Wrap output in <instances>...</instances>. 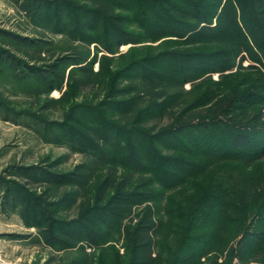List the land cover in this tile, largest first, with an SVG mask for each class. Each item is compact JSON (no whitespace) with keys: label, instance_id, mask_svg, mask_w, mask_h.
Wrapping results in <instances>:
<instances>
[{"label":"rangeland","instance_id":"rangeland-1","mask_svg":"<svg viewBox=\"0 0 264 264\" xmlns=\"http://www.w3.org/2000/svg\"><path fill=\"white\" fill-rule=\"evenodd\" d=\"M172 2L160 7L182 20ZM113 6L0 0V264H264V154L232 144L237 129L264 134V62L242 51L221 68L207 53L225 40L152 39L140 20L158 17L140 0ZM98 19L140 37L113 53L77 37ZM138 60L141 70L125 68ZM182 63L195 69L180 85L151 75ZM192 239L197 259L177 261Z\"/></svg>","mask_w":264,"mask_h":264},{"label":"trees","instance_id":"trees-1","mask_svg":"<svg viewBox=\"0 0 264 264\" xmlns=\"http://www.w3.org/2000/svg\"><path fill=\"white\" fill-rule=\"evenodd\" d=\"M127 0H107V3L109 5H119V2H126ZM131 1V0H130ZM174 0H140V2L146 6V10L152 11L155 13L156 17H158V21L152 22L151 20L146 19L142 15V13H138L137 10L135 11V14L142 15L141 22L144 23V27L146 24L147 29H145L147 36H149L152 39H156L158 37H161L162 35H183L186 32H189L190 30H196V32H199V37H206L210 39L211 41H223L227 43V45L222 47H217L215 49H212L210 53L207 54L210 55H219L222 58H220V65L219 67H227L232 65V62L234 61L235 57L240 55L242 51L248 52L252 59L259 60L260 62H264V0H178L180 1V4L183 5V8L181 7L180 14H182V20L181 18H175L169 15L163 7H160L161 5L170 4L173 7L176 4H173ZM171 2V3H170ZM113 6V7H114ZM177 6V5H176ZM175 9H178L177 7H174ZM220 9L219 13L216 14V11ZM147 17V16H146ZM104 18V17H102ZM213 18H215V21H213ZM97 20V17L95 18ZM98 21H96L97 24H94V26H88L86 29H91L97 31L95 34L91 35L86 33L84 29L76 30V34L78 35L80 39L85 40L87 43H98L102 49L113 53L116 51L119 44L126 41H134L136 36L139 38V34L136 33L134 35H130L128 33H125L124 30H121L117 27H107L105 25L98 27L99 24ZM180 21V22H179ZM176 24V25H175ZM167 27H165V26ZM84 26H82L83 28ZM148 30V31H147ZM163 31V33H161ZM196 36V37H197ZM201 39V38H200ZM176 54V52H167V54ZM88 55V52H86V56ZM86 56L83 58L81 57L78 59V62H82L86 59ZM96 58V55L92 57V60L94 61ZM243 58V56H242ZM143 62L146 59H141ZM215 60V59H214ZM140 60L131 62L125 66V68H132L133 66L135 69H140V65H137V63L142 62ZM219 61V60H218ZM215 62V61H214ZM217 63V62H216ZM138 67H137V66ZM221 67V68H222ZM211 68H217V67H211ZM195 68L191 67L190 63H185V65L182 63L181 67L177 65H174V67L170 69H164L160 74H153L158 77L157 81L162 80L165 82V80H168L170 83H175L177 85H180L183 80L190 78V72H192ZM262 73V72H261ZM149 75V74H148ZM264 88V87H263ZM262 88L258 87V92L252 93H244L239 94L237 96H234L230 100V104L233 103V105L238 104L239 101H243L245 98L247 100H251V98H259L261 96V93L259 95V92ZM256 94V96H255ZM262 99V98H260ZM126 104V103H125ZM212 124V123H210ZM214 125V124H213ZM98 129H101V132H103L104 127H99ZM221 130V128H219ZM240 129H237L236 131V137H238V141L234 143L232 141V144L235 146H238L240 149H246L245 151L248 152L249 149L247 147L241 148L243 146H247V144H254L252 141H255L254 144L256 147L254 148L258 154L262 155L264 154V134H260L258 137L253 138L251 137V140H246L243 135H241ZM178 132V131H177ZM194 133L190 134V144L195 143V137L199 136L201 137L202 132L200 129L194 130ZM260 132H264L260 131ZM200 133V134H199ZM240 135V136H239ZM106 136L109 138L108 140H111V136H108L106 133ZM119 140H116V146H120ZM89 143V142H88ZM123 144V143H122ZM92 146V144H91ZM93 148V147H92ZM188 148V147H187ZM145 150L141 154L146 155L150 158V154H153L150 149V147H144ZM189 148V151H190ZM253 151V150H252ZM98 152V153H97ZM95 153H97V156L99 159H104L106 157V153L103 151L96 150ZM135 154V153H134ZM137 154V153H136ZM253 154L252 156H254ZM140 156V155H138ZM143 160H146L144 156H140ZM132 157V162L129 163L131 166L138 167L140 170L149 169V171L156 177L162 175V178H165L167 180L174 179L176 175L170 176V171H166L167 169H162L161 166L152 168L149 166L146 161H143L142 159H137ZM173 163V162H171ZM175 164V163H174ZM179 168H184L182 165L178 166ZM190 168V167H188ZM186 171H183V177H187L189 175L188 172L189 169H185ZM146 171V170H145ZM191 174V173H190ZM158 178V177H157ZM104 180V178H103ZM215 196H210L211 201H216L218 204L221 205V210L226 209L225 201H220L219 198L222 195V192L219 190H216ZM224 202V203H223ZM228 204V203H227ZM108 223V222H107ZM90 236V235H87ZM78 238V237H77ZM93 240L92 236L90 237H84L83 235L79 237L77 240ZM192 239V243L190 245L186 246L179 252L177 255V261L181 262L184 261H193L197 259L199 256L197 245H193L195 242ZM208 244L206 241H201V244ZM198 253V254H197ZM197 254V255H196Z\"/></svg>","mask_w":264,"mask_h":264}]
</instances>
